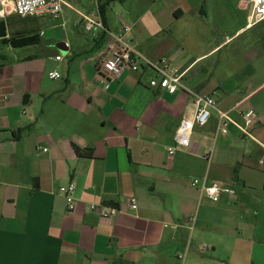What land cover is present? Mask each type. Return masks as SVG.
Segmentation results:
<instances>
[{
  "label": "crops",
  "instance_id": "crops-1",
  "mask_svg": "<svg viewBox=\"0 0 264 264\" xmlns=\"http://www.w3.org/2000/svg\"><path fill=\"white\" fill-rule=\"evenodd\" d=\"M122 10L110 20L106 7L108 29L131 26L147 58L165 59L239 124L251 109L258 120L225 136L213 114L170 154L189 93L150 88L148 68L107 88L97 71L105 46L85 30L51 39L56 50L42 47L43 32L34 51L0 38V264H264V21L252 22V0H134ZM11 16L0 17L6 39L17 32ZM54 70L62 78L51 80ZM196 179L235 194L211 202ZM70 183L73 212L59 192ZM90 203L122 212L102 218Z\"/></svg>",
  "mask_w": 264,
  "mask_h": 264
},
{
  "label": "built area",
  "instance_id": "built-area-1",
  "mask_svg": "<svg viewBox=\"0 0 264 264\" xmlns=\"http://www.w3.org/2000/svg\"><path fill=\"white\" fill-rule=\"evenodd\" d=\"M252 4V22L258 23L264 21V0H252ZM0 7L1 18L18 15L22 18L50 17L57 20L60 18L64 8L71 7V5L67 0H0ZM73 10L82 17L85 32L92 33L105 46V58L97 66V71L103 77V81L107 82V88L110 87V82L119 80L126 70L139 72L144 68H148L155 73L149 79L150 88L167 91L171 94H175L178 91L189 93L192 99V106L183 117L176 131L174 138L175 147L168 148L170 154H175L177 148H189L192 144L195 128L206 126L213 114L217 116L218 130L225 136L229 134L228 126L231 124L237 126L245 134H249L250 129L256 124L258 120L256 111L251 109L241 112L243 124H239L231 116L230 111L220 107L213 96L202 95L188 88L183 74L171 73L165 59L152 61L147 58L129 39L128 34L132 31L131 26L124 25L120 32L108 29L101 16L97 1L95 12L86 14L74 8ZM61 59V55L56 56V60ZM48 75L51 80L62 78L61 73L57 70L49 72ZM44 151H47V149ZM193 186L200 187L202 194L214 203L219 202L223 194H227L230 197L235 194V191L231 188L219 184L209 185L206 180L200 182L196 179L193 181ZM59 192L66 199L68 211L73 212L77 204L75 196L76 185L70 183L67 186H61ZM128 204L132 209L138 207L135 198H131ZM88 210L97 213L102 218H112L122 212L117 206L101 203L88 204Z\"/></svg>",
  "mask_w": 264,
  "mask_h": 264
},
{
  "label": "rangeland",
  "instance_id": "rangeland-1",
  "mask_svg": "<svg viewBox=\"0 0 264 264\" xmlns=\"http://www.w3.org/2000/svg\"><path fill=\"white\" fill-rule=\"evenodd\" d=\"M96 1L99 3V5L106 1V0H67V2L71 5V7H65L60 18L59 19H53L50 17H43V18H35V17H28V18H22L18 15H14L9 17L6 22L8 24V30H12L13 27H15L16 34L18 33H27L29 31L24 32L26 29H30V31H36V32H43L46 33L45 37L41 38V45L42 47L46 48H53L56 50L57 46L54 45V41L51 39H57L58 35H66V34H72L75 31L81 32V34L84 32L83 25H79L80 21L82 20V17L77 14L73 10L76 9L79 12L82 13H92L96 11ZM134 0H128L125 4H121L120 2H113L107 6V16L110 20H116L119 21L122 17V13L124 10H127L130 8L132 2ZM73 7V8H72ZM82 23V22H81ZM85 34H82L84 38L89 39L92 38V33L84 32ZM39 43V44H40ZM53 44V47H50V45ZM28 51H34L33 45L30 47L24 48Z\"/></svg>",
  "mask_w": 264,
  "mask_h": 264
},
{
  "label": "trees",
  "instance_id": "trees-1",
  "mask_svg": "<svg viewBox=\"0 0 264 264\" xmlns=\"http://www.w3.org/2000/svg\"><path fill=\"white\" fill-rule=\"evenodd\" d=\"M124 1L125 0H106L99 5V10H100L101 16L104 20V23H105V9H106V7L113 2H124ZM177 13L179 14V12H177ZM177 13H176V15H177ZM0 32H1L0 38L3 39L4 43H6V44L9 43L13 47H23V46L33 45V44L39 43V33L36 32L35 30L29 31L27 33H18L16 35L12 36L10 39H6V26H5V23L2 22V29ZM77 151L79 154H83V155H87V156L93 155L92 151L81 152L79 149Z\"/></svg>",
  "mask_w": 264,
  "mask_h": 264
},
{
  "label": "water",
  "instance_id": "water-1",
  "mask_svg": "<svg viewBox=\"0 0 264 264\" xmlns=\"http://www.w3.org/2000/svg\"><path fill=\"white\" fill-rule=\"evenodd\" d=\"M67 44H63V46H66ZM62 46V45H61ZM28 98H29V95H25V97H24V102L23 103H27V101H28Z\"/></svg>",
  "mask_w": 264,
  "mask_h": 264
}]
</instances>
